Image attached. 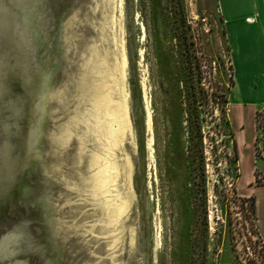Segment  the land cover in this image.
<instances>
[{
	"label": "rangeland",
	"instance_id": "rangeland-1",
	"mask_svg": "<svg viewBox=\"0 0 264 264\" xmlns=\"http://www.w3.org/2000/svg\"><path fill=\"white\" fill-rule=\"evenodd\" d=\"M222 20L217 0H0V264H264L242 188L264 59L233 67Z\"/></svg>",
	"mask_w": 264,
	"mask_h": 264
},
{
	"label": "crops",
	"instance_id": "crops-1",
	"mask_svg": "<svg viewBox=\"0 0 264 264\" xmlns=\"http://www.w3.org/2000/svg\"><path fill=\"white\" fill-rule=\"evenodd\" d=\"M218 10L221 13L222 21L227 30V36L229 38L230 47H231V59L235 66L239 64L243 69L249 70L250 66L244 64L248 60V50L250 53H254L257 56L263 55L260 58L264 59V50L260 45L259 38H264V23H261V18L264 19V10H261L258 6H254L251 10L249 5H242L241 0H217ZM255 23V31L248 33L247 28L250 25ZM261 29V31H258ZM258 38V39H257ZM252 50L254 52H252ZM258 59V58H257ZM264 65L259 67V70H262ZM234 91V89H233ZM264 105H262L263 108ZM233 126L238 130H242V125L237 129L234 124ZM256 130V129H255ZM255 168V166H254ZM255 175L254 169L252 171V176L248 180L246 186H242L244 189V196H252L255 194L256 199V225L259 230L261 237L264 242V185L253 184Z\"/></svg>",
	"mask_w": 264,
	"mask_h": 264
},
{
	"label": "trees",
	"instance_id": "trees-1",
	"mask_svg": "<svg viewBox=\"0 0 264 264\" xmlns=\"http://www.w3.org/2000/svg\"><path fill=\"white\" fill-rule=\"evenodd\" d=\"M231 50V48H230ZM234 67V64H233ZM235 84V83H234ZM255 168H254V181L253 184L264 185V107L259 108L256 111L255 117ZM231 135H234L233 132ZM238 159V155H236ZM256 199L255 194L252 195V205L251 211L253 213L254 219L256 218L255 213Z\"/></svg>",
	"mask_w": 264,
	"mask_h": 264
},
{
	"label": "water",
	"instance_id": "water-1",
	"mask_svg": "<svg viewBox=\"0 0 264 264\" xmlns=\"http://www.w3.org/2000/svg\"><path fill=\"white\" fill-rule=\"evenodd\" d=\"M53 74H54L53 69L48 70L47 72H43L42 81L52 80Z\"/></svg>",
	"mask_w": 264,
	"mask_h": 264
},
{
	"label": "bare ground",
	"instance_id": "bare-ground-1",
	"mask_svg": "<svg viewBox=\"0 0 264 264\" xmlns=\"http://www.w3.org/2000/svg\"><path fill=\"white\" fill-rule=\"evenodd\" d=\"M92 64V63H91ZM96 90V89H95Z\"/></svg>",
	"mask_w": 264,
	"mask_h": 264
}]
</instances>
